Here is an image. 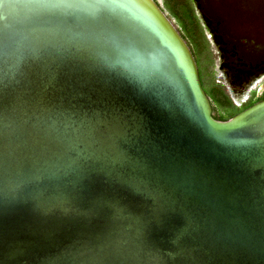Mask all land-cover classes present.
<instances>
[{
    "label": "water",
    "instance_id": "95a60500",
    "mask_svg": "<svg viewBox=\"0 0 264 264\" xmlns=\"http://www.w3.org/2000/svg\"><path fill=\"white\" fill-rule=\"evenodd\" d=\"M0 99V264H264V100L216 120L156 0H0Z\"/></svg>",
    "mask_w": 264,
    "mask_h": 264
},
{
    "label": "rangeland",
    "instance_id": "374dc122",
    "mask_svg": "<svg viewBox=\"0 0 264 264\" xmlns=\"http://www.w3.org/2000/svg\"><path fill=\"white\" fill-rule=\"evenodd\" d=\"M157 1L178 31L185 37H187L186 35L195 37L198 34L199 29L194 21L190 3L187 5L183 1L169 5L165 0ZM194 2L195 0H192L195 13L200 17ZM201 2L211 13L214 23H220L227 33L229 48L235 47L234 50L237 53L234 58L241 61V57H243L242 63L245 66L260 65L259 71L252 76V81H255H251L252 84L249 83L251 85L247 83L245 85L241 84L244 82L241 81L242 73L239 70L229 69L230 66L227 70L225 66L221 68V64L225 61V55L219 52L216 44L209 36V44L206 43L208 46H206L207 58L196 50L195 54L199 63L203 87L207 94H211V88L216 83V85L223 87L233 104L232 108L214 107L215 115L225 119L232 115L235 111L234 107L242 106L255 95L258 96L264 91V0H201ZM180 19L183 23H180ZM197 46H201V43ZM232 62L235 63L234 60ZM261 62L262 64H260ZM234 78L233 85L235 87H232L230 81ZM236 79L240 80L236 81Z\"/></svg>",
    "mask_w": 264,
    "mask_h": 264
},
{
    "label": "flooded vegetation",
    "instance_id": "af4514ba",
    "mask_svg": "<svg viewBox=\"0 0 264 264\" xmlns=\"http://www.w3.org/2000/svg\"><path fill=\"white\" fill-rule=\"evenodd\" d=\"M185 1H186V3L188 2L187 4L190 3L192 12L194 14V17H193L194 21L196 23V26L199 29L198 34L202 35V37H203L202 52L200 54H203V56H206L205 58H207L208 55H206V52H207L206 51L207 50L206 46H207V44H209V38H211L213 40V42L216 44L219 52H221L222 55L223 54L225 55L224 56L225 61L223 62V64H221L222 65L221 68H223L225 66V68L227 70L229 68V66H230L229 69H233L234 70V68H235V69L239 70L242 73V80L241 81L244 82V83H241V84H245V85L249 84L252 81V79H253L252 76H254L255 73L259 71L258 67L260 65H255L254 67L249 66V65L245 66L242 63L243 62L242 60H244L243 57H241V59H242L241 61L238 58L237 59L234 58V55L237 54L235 52V50H234L235 47L229 48L228 37L226 36L227 33L223 30V28H222L220 23H218V24L214 23V19H213L211 13L206 9L204 4H202L201 0H195V2H194L195 3V7H197L198 10H199L200 17L197 16L196 13H195L196 10H195V8L193 6L192 0H185ZM159 5H160V3H159ZM161 8H162V6H161ZM162 10H163V8H162ZM180 34L184 38V40L187 42L188 46L190 47V49H191V51L193 53V56L195 58V62L197 64V68H198L199 79H200L202 88L205 91V89L203 87L202 77H201V74H200L199 63L197 61L196 54H195V52H196V50H198L199 46H197V44L193 40L192 36L190 37V36L186 35L187 37H185L181 32H180ZM208 36H209V38H208ZM232 60H234L235 63H233ZM260 64H262V62ZM231 66H233V67H231ZM248 79H249V81H248ZM233 80L230 81V85L232 87H235V85H233V83L235 82V78ZM237 80H240V79H236V81ZM245 87H247V86H245ZM263 92L264 91H262L260 94H262ZM205 93L207 94L206 91H205ZM212 115H213V117L216 120H221L220 117H217L215 115V111H214L213 105H212Z\"/></svg>",
    "mask_w": 264,
    "mask_h": 264
},
{
    "label": "trees",
    "instance_id": "16d2710c",
    "mask_svg": "<svg viewBox=\"0 0 264 264\" xmlns=\"http://www.w3.org/2000/svg\"><path fill=\"white\" fill-rule=\"evenodd\" d=\"M167 3H175V2H185V0H165ZM187 4V3H186ZM188 5V4H187ZM180 23H183L182 20L180 19L179 20ZM193 40L196 42V44L199 45V43H201V46H199V49H198V52H202V42H203V37L202 35H195L192 36ZM198 40V42H197ZM210 102H211V105H213V107L215 106H220V107H227V108H232L233 104L231 102V100L229 99L228 95L225 93L223 87L220 85V86H213L211 88V94H207ZM261 100H264V92L260 95H255L252 99L248 100L246 103H244L242 106L240 107H234L235 108V111L232 113L231 116L235 115L236 113L244 110L245 108L251 106L252 104L256 103V102H259ZM230 116V117H231ZM229 117V118H230ZM228 118H221V120H226Z\"/></svg>",
    "mask_w": 264,
    "mask_h": 264
},
{
    "label": "snow or ice",
    "instance_id": "6c2138e0",
    "mask_svg": "<svg viewBox=\"0 0 264 264\" xmlns=\"http://www.w3.org/2000/svg\"><path fill=\"white\" fill-rule=\"evenodd\" d=\"M40 5L51 6V7H79L89 6L97 9L110 8L116 6L120 0H36ZM2 104V99H0ZM3 140L0 135V154H2Z\"/></svg>",
    "mask_w": 264,
    "mask_h": 264
},
{
    "label": "crops",
    "instance_id": "0c3cea01",
    "mask_svg": "<svg viewBox=\"0 0 264 264\" xmlns=\"http://www.w3.org/2000/svg\"><path fill=\"white\" fill-rule=\"evenodd\" d=\"M215 85H213V86H218V85H216V83H214Z\"/></svg>",
    "mask_w": 264,
    "mask_h": 264
}]
</instances>
